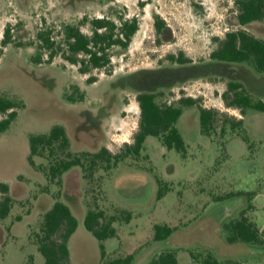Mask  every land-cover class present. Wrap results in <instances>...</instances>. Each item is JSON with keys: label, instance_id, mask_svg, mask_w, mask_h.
<instances>
[{"label": "rangeland", "instance_id": "374dc122", "mask_svg": "<svg viewBox=\"0 0 264 264\" xmlns=\"http://www.w3.org/2000/svg\"><path fill=\"white\" fill-rule=\"evenodd\" d=\"M239 1L0 0V96L25 104L8 131L0 134V184L9 186L13 199L9 216L0 220V264L44 263L36 235L57 199L69 205L79 222L69 241L71 264H102L101 242L84 225L90 209L119 219L117 236L102 242L105 263L134 254L133 264H151L174 250L180 264H199L190 252L207 251L220 261L264 264V246L229 244L223 229L245 211L264 236V113L249 110L244 116L253 151L237 135L219 134L222 118L242 117L223 99L232 72L227 73V63L211 59L229 32L244 29L264 39V21L239 24ZM85 17L118 24L139 21L129 47L110 51L112 69L94 73V84L87 83L78 66L60 58L49 65L34 64L36 45L1 46L8 24L14 42L27 44L46 26L58 32ZM81 30L92 35L89 25ZM170 57L187 62H172ZM258 91L255 97L264 96ZM146 92H154L160 104L178 107L181 98H194L223 113L218 136L201 133L199 111L193 107L185 109L178 123L186 157L148 137L139 156L107 171L101 163L91 167L86 161L87 171L75 167L60 182L51 183L46 174L56 157H35L36 167L29 164L30 135L48 134L55 125L65 127L72 155L104 147L113 154L126 150L139 129L137 95ZM3 118L0 114V121ZM68 157L58 153L59 159ZM157 178L169 189L160 200ZM3 198L0 192V202ZM156 224L176 231L166 240L153 241Z\"/></svg>", "mask_w": 264, "mask_h": 264}, {"label": "trees", "instance_id": "16d2710c", "mask_svg": "<svg viewBox=\"0 0 264 264\" xmlns=\"http://www.w3.org/2000/svg\"><path fill=\"white\" fill-rule=\"evenodd\" d=\"M238 20L242 27L253 22L264 21V0H241L237 2ZM89 25L92 35H85L81 27ZM160 31L161 25L157 23ZM12 26L8 24L3 32L1 46L7 47L14 44L16 47L34 46L37 53L33 55L32 62L37 65L52 64L58 58L73 66H78V71L84 76H88L87 83L94 84L98 77L94 74L99 71L110 73L112 62L110 51L114 47L128 48L133 37L139 30L137 18L122 20L119 24L108 18L85 17L79 24L65 25L58 31L55 27H44L36 35V41L27 44L14 42L12 36ZM62 40L59 41L58 37ZM82 55L83 60L77 57ZM214 61L226 63L245 64L256 74H264V40L248 33L244 29L229 32L216 51L211 54ZM172 62L186 63L170 57ZM231 97V100L228 97ZM228 108L238 109L244 116L247 111L264 113V101L255 97L247 91L243 84L239 82H228L227 91L223 95ZM83 101V96L79 102ZM137 102L140 108L139 129L134 137L133 144H127L126 150L113 154L107 148H102L96 153L82 152L72 155L69 151L71 142L67 131L62 125H55L48 134L30 135V156L29 164L36 167L35 157L53 158L54 163H50L46 174L51 183L56 180L60 182L61 177L75 167H80L87 171L86 161L91 163V167L101 163L104 170H111L119 163L125 161L130 156H139L145 149L148 137H155L160 140L168 150H176L183 157L187 156V146L178 127V123L184 114L185 109L197 108L199 111V122L201 133L209 138L218 136L217 127L220 122L221 112L205 108L201 101L194 98H181L179 106L160 104L157 102V95L154 92L139 93ZM25 108L22 101H16L4 96H0V114L4 118L0 121V134L8 131L12 123L18 117V111ZM226 115V114H224ZM227 116V115H226ZM225 116V117H226ZM218 124V125H217ZM219 134L222 137L229 135L239 136L250 148L254 149V142L248 136L243 119L235 117L222 118ZM66 153L67 159H59L58 153ZM41 169V167H38ZM159 186L158 200L162 199L169 191L166 184L157 178ZM165 186V187H164ZM9 186L0 184V192L4 198L0 202V220L6 219L12 209L13 199L9 196ZM245 193H238L244 195ZM118 217H106L101 210H88L84 219L87 231L101 242V263L102 264H133L134 254L113 258L105 263L107 253L102 244L103 241L115 238L117 229L115 224ZM126 223L131 221L130 214H127ZM79 222L72 209L65 202L56 200L50 210H48L41 225V231L36 235L37 250L44 257L43 264H71L69 241L77 231ZM226 233V240L229 244L243 243L250 246H264L263 233L256 224L251 222L246 212L241 216L223 225ZM176 231L175 227L169 225L156 224L154 226L153 241H162L171 237ZM193 262L199 264H241L239 261H220L211 251L205 253H191ZM151 264H180L176 251L171 250L162 253L153 259Z\"/></svg>", "mask_w": 264, "mask_h": 264}, {"label": "crops", "instance_id": "0c3cea01", "mask_svg": "<svg viewBox=\"0 0 264 264\" xmlns=\"http://www.w3.org/2000/svg\"><path fill=\"white\" fill-rule=\"evenodd\" d=\"M224 63H226V62H224ZM227 65H228L227 66L228 67L227 68V73L231 74V72H232V77L227 78L226 83L231 82V81L239 82V83L243 84L244 87L247 89V91L249 93H251L252 95H254V96H257L258 94H261V93H258L259 92L258 90H261V92H264V74L263 75L256 74L253 70H251L245 64L227 63ZM258 98L264 101V96L263 95L262 96H258ZM235 110H238V109H235ZM238 111L240 112V110H238ZM244 116L241 114V117H242L243 121H244ZM244 124H245V122H244ZM230 136H232V135H228V137H230ZM251 222H253V221H251ZM255 255L258 256L257 253H255ZM256 264H260V262L257 261Z\"/></svg>", "mask_w": 264, "mask_h": 264}]
</instances>
